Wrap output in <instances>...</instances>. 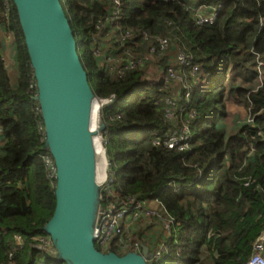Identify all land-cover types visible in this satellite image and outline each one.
<instances>
[{
	"label": "trees",
	"instance_id": "trees-1",
	"mask_svg": "<svg viewBox=\"0 0 264 264\" xmlns=\"http://www.w3.org/2000/svg\"><path fill=\"white\" fill-rule=\"evenodd\" d=\"M121 1L122 24L169 37V51L182 48L205 73L221 67L225 77L231 67L232 82L214 79L203 89L194 87L191 103L198 117L191 123L189 149L153 146L151 136L172 126L164 122L162 110L152 105V96L164 92L159 91L160 80L151 84L143 77L149 60L118 77L107 71L104 55L93 54L95 23L109 11L112 1L61 0L75 13L68 18L94 95L115 94V100L102 109L107 156L114 173L112 191L117 195L108 199L120 206L125 201L128 209L134 201H147V207L153 208L157 199L153 209L179 223L174 241L166 233V238H160L169 244V259L151 264H246L254 242L264 233V71L257 90L255 85L234 82L233 73L240 66L244 69L246 61L256 55L264 62V0H199L193 5L220 4L214 22L203 25L185 8L190 0ZM2 12L0 0V25L5 23ZM3 27L12 33L14 55L10 62L6 60L0 36V264H66L33 246L38 237H48L43 227L55 206V178L49 176L41 158L47 151L43 124L12 0ZM139 45L141 49L145 46ZM118 51L117 46L113 53ZM154 57L160 60L162 71L174 54ZM91 65L98 68L94 83ZM227 94L244 100L252 122L225 138L216 122L225 114ZM115 113H121V118L109 120L107 115ZM107 196L102 194L104 199ZM151 217L148 223L153 228L160 219ZM124 220L123 235L109 249L120 254L130 251L118 249L121 239L134 241L133 234L126 232L132 222ZM152 228L140 234L143 244ZM17 234L20 242L15 239Z\"/></svg>",
	"mask_w": 264,
	"mask_h": 264
},
{
	"label": "water",
	"instance_id": "water-1",
	"mask_svg": "<svg viewBox=\"0 0 264 264\" xmlns=\"http://www.w3.org/2000/svg\"><path fill=\"white\" fill-rule=\"evenodd\" d=\"M12 1L35 80L33 98L43 124V148L55 169V206L43 229L58 261L150 264L153 252L145 244L139 252L124 254L105 252L96 245L101 185L93 140L97 131L90 126L95 95L61 0Z\"/></svg>",
	"mask_w": 264,
	"mask_h": 264
},
{
	"label": "built area",
	"instance_id": "built-area-1",
	"mask_svg": "<svg viewBox=\"0 0 264 264\" xmlns=\"http://www.w3.org/2000/svg\"><path fill=\"white\" fill-rule=\"evenodd\" d=\"M111 1L112 7L103 17L96 21L95 34L93 35V54L95 56L104 55V62L107 65L106 68L108 72L113 73L115 76L122 77L127 71L142 66V63L149 60V57L151 58L155 55H168L171 47L169 37L151 35L146 30H141L140 27H131L122 24V1ZM10 2L11 0H2V17L5 23L0 25V32L3 31L5 37L13 40L10 30L3 27L7 26L9 20ZM185 8L194 14L197 24H212L218 15L220 4L217 6L185 4ZM102 43L104 44L102 45ZM139 44H145L144 48L141 49ZM117 46L119 51L113 53ZM138 49H141V51ZM173 53L174 59L171 63L166 65L165 69L163 68L162 74L158 78V81L160 80L162 85L159 91H163L164 93L160 95L157 93L152 96V105L162 110L164 122L169 123L172 127L162 133H154L151 136V144L156 147H163L167 150L185 151L190 148V139L192 136L191 123L198 117V111L191 103V95L193 94L194 87L199 86L202 81L203 70L199 65L191 61V58L187 56L182 48L178 47L174 49ZM256 62L259 81L254 86V90H257L260 86L262 74L259 68L264 64L258 55H256ZM162 67L163 66L160 68ZM158 81H156V83ZM114 100L115 94H110L107 97L95 96L94 98V101L101 103L100 108L112 103ZM120 118L121 113H115L109 117V120L112 121ZM247 119L249 123L252 122L249 113ZM1 143L2 128L0 126V145ZM41 158L48 169L49 176L54 177L55 169L49 152L46 151L41 154ZM112 174L114 173L109 172L108 174L106 172L104 179L99 181L101 185L100 203L102 200L106 201L110 196H115V193L112 191ZM103 184H105L104 187L102 186ZM104 188H106L107 192ZM103 193L108 194L107 198L104 199V197H102ZM115 197H117V195ZM114 201L115 200L108 199L105 205L102 206V204H99L94 235L96 245L102 251H110L111 242L120 235H123L125 226L124 219L129 218L133 221L142 215L146 217H158V219H160L159 223L162 225L165 233L170 235L171 242L176 239L179 223H177L174 218L161 216L158 210L147 207V201H134V205L129 207V209L125 208V201H121V204H123L122 206ZM156 201L157 199H154L152 204H155L154 202ZM15 239L20 242L22 238L17 234ZM37 240L38 241L33 245L35 248L49 253L54 251V246L49 235L48 237H38ZM142 244L140 240H134L131 243L121 239L117 247L118 249L119 247H123L130 251L139 252ZM169 249V244L160 240L152 251L153 255L150 262L158 260L164 262L168 260ZM246 264H264V233L254 242L251 257Z\"/></svg>",
	"mask_w": 264,
	"mask_h": 264
},
{
	"label": "rangeland",
	"instance_id": "rangeland-1",
	"mask_svg": "<svg viewBox=\"0 0 264 264\" xmlns=\"http://www.w3.org/2000/svg\"><path fill=\"white\" fill-rule=\"evenodd\" d=\"M64 5V9L66 12L67 17H75V13L70 9V7L67 5L66 2L63 3ZM255 59V60H254ZM254 59H248L246 61V65L245 68H241V66L239 68H237V70L234 71L233 76H234V82H239V84H242V86H254L258 83L259 81V77L256 76V72H257V62H256V57ZM160 60L159 59H155L154 56H152L151 58L149 57V62L147 64V67L143 73V77H146L149 82L151 84L156 83V81L158 80V78L161 76L162 71L160 69V65L159 64ZM256 62V64H255ZM160 66V67H159ZM202 69V68H201ZM89 70L91 71V83H94V76L95 74L98 72V68L91 65L89 66ZM203 70V69H202ZM221 67H219L215 73H205L203 71V76H202V81L200 82V87L199 89H203L208 85V81L210 80H218V79H224L225 83L228 82H232V80H230V76L232 73V69L231 67H229L228 69H226L225 73V77H222V71H221ZM259 70L261 71V74H263L264 68L263 65L259 68ZM214 84V82H213ZM216 84H214L212 87H214ZM226 100H230L231 98L228 97V95H225L224 97V101ZM242 104V103H241ZM97 106L95 105V103L93 104V109H92V126L94 129H96L97 131V135H99L101 137V144L102 147L104 149L105 152V173L107 172L109 174V172H113V170L111 169L110 163H109V158L107 156V144H106V136L104 134V120H103V113H102V108L103 106L99 109V114H98V118H97V110H96ZM113 115V114H108V119L109 117ZM97 119H98V124H97ZM249 120L247 119L246 123L249 124L248 122ZM100 127V129H98ZM103 182V181H102ZM103 187L105 186V184L102 185ZM104 190L106 191V188H104ZM107 192V191H106ZM154 204L152 205V207L154 208ZM154 219V218H153ZM152 217H146L145 215L139 216L138 218L134 219L133 221H131L132 223H130L127 227H125L126 232H130L133 234V239L134 240H140L141 241V237L140 234H142L143 232H146V229L148 228V226L150 228H152V223H148L149 221L151 222ZM155 226L152 228L150 233H153L154 231H162L163 227L162 225L158 222L154 224ZM138 233V235H137ZM48 254L50 255V257H52L54 260H58V256L55 253V251L52 252H48ZM175 256L177 257V252L175 253ZM151 264V263H150ZM168 264V262L166 263Z\"/></svg>",
	"mask_w": 264,
	"mask_h": 264
},
{
	"label": "crops",
	"instance_id": "crops-1",
	"mask_svg": "<svg viewBox=\"0 0 264 264\" xmlns=\"http://www.w3.org/2000/svg\"><path fill=\"white\" fill-rule=\"evenodd\" d=\"M199 0H190L191 5H193L195 2H198ZM0 36L3 40V52L6 57V60L10 62V60L13 58L14 55V49H13V40L11 38L5 37L3 31L0 32ZM173 49L168 52V56H172ZM237 85V83H236ZM228 97H230V100L224 101V107H225V114L220 117L217 122L216 126L220 127L224 130L225 138H228L232 134H234L237 129L240 128L243 124L246 123L247 117H248V111L245 105L244 100L240 98H235L234 95L227 94ZM242 103V104H241ZM149 238L146 240L145 245L149 248L150 251H153L156 244L162 240L161 237H165L164 230L162 231H154L153 233L148 234Z\"/></svg>",
	"mask_w": 264,
	"mask_h": 264
},
{
	"label": "bare ground",
	"instance_id": "bare-ground-1",
	"mask_svg": "<svg viewBox=\"0 0 264 264\" xmlns=\"http://www.w3.org/2000/svg\"><path fill=\"white\" fill-rule=\"evenodd\" d=\"M97 106V118H98V112L101 106L100 102L94 101L92 103V109H93V104ZM92 110H91V129L93 131H96V129L93 128L92 126ZM97 124H98V119H97ZM94 145H95V152H96V161H97V169H96V177L98 181H101L104 179L105 176V152L101 144V137L99 135L94 136Z\"/></svg>",
	"mask_w": 264,
	"mask_h": 264
}]
</instances>
